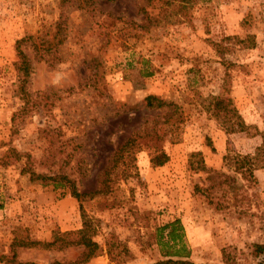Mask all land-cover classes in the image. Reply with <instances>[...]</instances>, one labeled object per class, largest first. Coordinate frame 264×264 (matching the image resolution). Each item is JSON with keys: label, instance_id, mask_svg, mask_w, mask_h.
<instances>
[{"label": "rangeland", "instance_id": "obj_1", "mask_svg": "<svg viewBox=\"0 0 264 264\" xmlns=\"http://www.w3.org/2000/svg\"><path fill=\"white\" fill-rule=\"evenodd\" d=\"M263 131L264 0H0V264H116L111 241L121 264H152L176 218L189 261L264 264V168L242 160ZM60 175L108 188L76 199ZM83 223L101 248L86 261L20 244Z\"/></svg>", "mask_w": 264, "mask_h": 264}, {"label": "trees", "instance_id": "obj_2", "mask_svg": "<svg viewBox=\"0 0 264 264\" xmlns=\"http://www.w3.org/2000/svg\"><path fill=\"white\" fill-rule=\"evenodd\" d=\"M18 54L19 56H21V52H19ZM23 59L25 61H22V64L19 65L18 70L22 71V73L25 76L28 74L27 71L28 67L24 56ZM148 75H150V73H148ZM212 99H214L215 109H219L221 107L225 112V114L230 113L229 117L231 119L232 117L234 118L233 126L235 128H231L229 132L243 131L247 128L242 123L240 115L234 109L226 110L225 105L222 104L225 101V99H219L218 97H212ZM145 104L148 107H159L162 106L164 102L159 101L155 96L148 95L145 97ZM261 136H262V142L260 146L256 148V152L254 153V155L253 156L245 155L242 157V160H244V162H246V165H248V167L245 169V171L247 172H250L251 169L264 168V131L262 132ZM156 138L158 137L156 136ZM122 149L123 148H120V151ZM117 152L115 153L116 155L118 154ZM165 160H166V156L164 153L161 152L160 154L154 156L150 161L152 162L153 166H160L164 163ZM41 177L42 178L44 177L46 179H52L49 176H41ZM55 178L56 177H54V180ZM57 182L60 184V186L62 185L67 186L70 191V196L76 199H82L86 196L92 197L93 195L107 191L106 188H108L107 182L100 180L102 184V188L95 190L93 192L80 193L76 190L74 182L68 179L67 177H65L64 175L58 176ZM83 224L84 227L77 231H63V232L54 231L52 233L51 240L47 242L41 243L34 241H30V242L23 241L20 244L29 247L39 246L46 249H50V248L63 249L70 245H80L84 247L85 251H84L83 261H86L91 257L98 256L100 254L99 252L101 248L96 243V241L92 240L90 235H88L89 232L88 225H86L85 223ZM154 235L156 236V245L159 249L160 256L164 259L158 260L152 264H195L189 261L190 252L186 248L184 241V229L179 219L176 218L160 226H157ZM118 245L120 244L114 243L113 241L107 242L106 254L108 256L109 261H113L116 264H121L124 262V259L120 257V253H113L112 251V249ZM251 254L254 257H259V256L264 257V236L261 242L252 245ZM16 264H22V263H16ZM24 264H36V263H24ZM48 264H62V263L58 261H54ZM66 264H77V263L73 262Z\"/></svg>", "mask_w": 264, "mask_h": 264}]
</instances>
